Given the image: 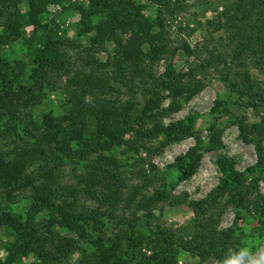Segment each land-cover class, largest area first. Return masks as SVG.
<instances>
[{"label": "rangeland", "instance_id": "rangeland-1", "mask_svg": "<svg viewBox=\"0 0 264 264\" xmlns=\"http://www.w3.org/2000/svg\"><path fill=\"white\" fill-rule=\"evenodd\" d=\"M129 1L132 2L129 5L131 12L139 11L148 17L153 31L157 33L159 28L154 23L155 0ZM180 1L182 2L180 10L166 16L164 38L167 46L154 61L153 70L156 75H161L169 67L175 72H183L190 64H198L211 58L207 50H211L215 44L222 46L228 37L223 29L205 22L206 19L214 17L215 11L210 8L203 9V0ZM1 3L2 0L0 5ZM16 10L18 15H0V34L11 33L12 28H17L20 33L17 37L12 36L13 39L8 43L0 45V58L9 64L13 71L10 79L4 82L0 80V103L14 101L12 97L15 95L20 98L18 114H13L0 106V150L6 144L10 149L9 152L0 153V213L9 212L23 218L29 216L34 223L41 222L46 219V209L41 206L30 209L36 187L40 185L55 187L61 183L77 186L76 174L80 173L78 169L74 171L71 166L61 163L53 167L46 166L45 169L39 168L40 157L34 151L36 136L44 137V134L50 135L58 130L57 134H62L61 142L64 145L68 143L74 148L82 147L84 154L90 157L114 156L119 162L128 164L127 170L130 174L132 170H140L141 173L148 172L149 176H153L154 181L145 193L153 194L155 188L163 189L166 193L164 198L158 200L150 209L153 224L158 223L168 228H178L187 234L192 233L194 214L190 207L191 203L204 198L216 186L227 184L228 190L222 198V207L213 214L215 227L219 230L235 224L238 229L239 245L248 246L253 250L264 246V225L260 222L264 221V170L263 175L259 176L261 173L255 168L258 163L257 149L260 148L264 152V108L256 111L233 103L237 99L236 94L217 76L222 65L209 66V70L215 72L198 78L202 87L190 96L187 92L174 94L169 88H160L157 94L158 105L151 109L145 107V101L139 94L111 96L121 104L125 101L134 102L133 108L128 110L125 116L133 127L152 129L151 133H154L158 128L163 131L170 123L191 119L193 121L191 135L170 139L164 132H158L156 135L150 133L146 139L152 148L149 154L144 150L139 155L131 154L123 145L107 146L100 142L101 144L93 146L97 120L90 113L81 114L74 125V119L68 118L72 104L68 102V90L65 88L68 78L77 77L76 69L87 74L88 67L81 66V62L74 58L75 49L68 48L66 56L70 63L69 70L52 69L46 65L47 57L40 50L47 35L51 33L67 37L73 47L90 46L91 37L95 34L92 27L99 22L107 23L106 13H89L88 0H62L48 3L34 24L28 18L27 0H20ZM88 26L91 29L87 28ZM124 37L131 38L132 32H128ZM142 48L146 49L147 45L144 44ZM226 49L228 50L227 47ZM111 50L112 44L106 42L96 56L104 59ZM238 59L246 63L244 68L253 79L259 80V86L264 93V75L260 68L253 64L249 56L243 59L242 55L241 58H235V61ZM232 60L234 58L228 56L227 61L231 63ZM228 65L233 69H240L236 65ZM89 99L94 98L85 97V101L88 102ZM225 102L230 104L226 108H221ZM24 117L31 123L29 128L24 122ZM240 123L245 125L259 123L261 128L256 133L248 132L245 134L246 138H243L239 130ZM198 140L201 143L199 164L189 177L181 179L180 172L175 166L176 159ZM23 142L26 144L25 147L15 149ZM82 143L89 145L84 146ZM226 166L245 174L243 185L238 190L244 196L242 200L236 196V192H232L233 186L227 178ZM17 175L22 176L20 179L25 181L30 177L31 184H27L28 182L25 185L20 184ZM15 176L19 181L12 180ZM138 180V176L132 174L128 182ZM80 197V208L104 205L83 194H80ZM134 212L141 216L144 210L132 205L130 213L127 211L124 214L130 225L135 223V227L127 234L132 231L137 235L147 233L150 229L148 223L143 219L134 221ZM98 221L100 233H104L109 240L121 236L122 230L126 227L124 224L126 220L122 221L115 217L102 216ZM56 228L64 236L74 237L78 242V247L68 252L57 264H88L84 262L85 255H91L94 251L88 236L84 234L80 236V230ZM98 231V229L96 232L91 231L90 234H93L92 232L96 234ZM13 239L12 229L0 222V264H41L32 253L8 260L7 248L13 243ZM82 249L86 250V254L82 253ZM142 251L146 255L150 253L147 248ZM127 252L128 248L123 247L117 255L125 257ZM116 263L121 264L122 261L116 258ZM93 264L96 263L93 261ZM129 264L139 263L134 260ZM176 264H220V259L210 257L202 261L198 256L181 249L176 253Z\"/></svg>", "mask_w": 264, "mask_h": 264}, {"label": "trees", "instance_id": "trees-1", "mask_svg": "<svg viewBox=\"0 0 264 264\" xmlns=\"http://www.w3.org/2000/svg\"><path fill=\"white\" fill-rule=\"evenodd\" d=\"M19 1L2 0L0 15H18L16 9ZM27 1L28 18L35 24L48 3L62 0ZM88 1L89 13H106L108 17L107 23L99 22L92 27L95 34L91 37L90 46L73 47L67 37L51 33L47 35L40 51L47 57L46 65L52 69L69 70L70 63L66 56L68 48L75 49L74 58L81 62V66L88 67L87 74L76 69L77 77L68 78L65 88L68 90V102L72 104L68 118L74 119V125L81 114L90 113L97 120L93 146L101 143L107 146L123 145L131 154L139 155L143 150L149 154L152 148L146 139L152 129L133 127L125 116L127 111L133 108L134 102L125 101L121 104L111 96L139 94L145 101V107L151 109L158 105L157 94L160 88H169L174 94L187 92L189 96L200 90L202 83L198 78L215 72L209 70V66L213 64L222 65L217 76L236 94L237 99L233 103L256 111L264 108V93L259 86V80L250 76L248 70L244 68L246 63L242 59L235 61V58H241L242 55L243 59L249 56L264 75V0H233L231 3L227 2L228 0H203V9L210 8L215 11L214 17L206 19L205 22L226 31L228 34L226 43H222V46L215 44L214 49L207 50L211 58L202 60L198 64H190L186 71L175 72L169 67L161 75L154 74L153 64L167 46L164 38L166 16L171 15L175 10H180L182 2L155 0L154 23L159 28L156 33L148 17L139 11L131 12L129 5L132 2L129 0ZM87 28L91 29L90 26ZM10 31L13 35L10 32L6 35L0 34V45L8 43L13 39L12 36L17 37L20 34L17 28H12ZM128 32H132V37L126 39L124 36ZM106 42L112 44V50L104 59H100L96 53L104 48ZM144 44L147 45L146 49L142 48ZM228 56L234 58L231 63L227 61ZM228 64L236 65L240 69H233ZM12 72L9 64L0 58V80L4 82L10 79ZM87 96L94 99H89L87 102L85 101ZM12 100L14 101L2 102L0 106L13 114H18L20 98L15 95ZM229 104L230 102H225L221 108H226ZM24 118L29 128L31 123H28L29 119ZM192 125L193 121L188 119L170 123L163 131L158 128L151 134L164 132L167 138L177 139L179 136L191 135ZM260 128L259 123L251 125L240 123L239 126L243 138H246L245 134L248 132L256 133ZM73 130L76 133V129ZM57 131L50 135L44 134V137L36 136L34 151L40 157L39 168L45 169L46 166L53 167L61 163L71 166L74 171L78 169L80 173L76 174L77 186L61 183L55 187L51 185L36 187L30 209L36 206L46 209V219L41 222L34 223L29 216L23 218L9 212L0 213V222L9 226L14 234L13 243L7 248L8 260L32 253L41 264H57L68 252L78 247V242L74 237L61 234L56 227L80 230V236L82 234L88 236L94 248L91 255H85L84 262L88 264H93V261L96 264H117L116 258L122 261L121 264H129L134 260L139 264H176V253L181 249L198 256L202 261L210 257L221 259L228 247L239 245L237 225L218 230L213 223L214 212L222 207V198L228 190L227 184L216 186L204 198L191 203L190 207L194 214L192 233L187 234L178 228L153 224L150 209L166 194L159 188H155L153 194L145 193L154 181L153 176H149L148 172L132 170L133 176H138L139 180L128 182L132 174L127 170L126 162H119L111 155L90 157L84 154L82 147L74 148L68 143L64 145L61 142L62 134H57ZM200 144L198 140L176 159L175 166L180 172L181 179L189 177L197 168ZM25 145L24 142L19 143L15 149L23 148ZM3 146L0 153L9 152L8 144ZM257 152L258 163L255 168L261 173L259 176H262L264 152L260 148ZM227 167L225 169L227 178L233 186L232 192H236V196L242 200L244 196L238 190L243 185L245 174ZM17 176L12 180L19 179V183L24 185L32 182L30 177L25 181L20 179L22 176H18L19 178ZM80 194L98 200L100 204H104L101 205L103 207L80 208ZM132 205L144 210L141 216H137L134 212V221L143 219L148 223L150 229L145 234L137 235L134 231L127 234L135 227V223L130 225L127 216L124 215L127 211L130 213ZM102 216L126 220L122 235L109 240L104 233H100L98 220ZM260 222L264 225V221ZM97 229L99 231L96 234L94 232L90 234ZM123 247H127L128 252L125 257H119L117 253ZM144 248L150 251L148 255L142 251ZM82 253L86 254V250L82 249Z\"/></svg>", "mask_w": 264, "mask_h": 264}, {"label": "clouds", "instance_id": "clouds-1", "mask_svg": "<svg viewBox=\"0 0 264 264\" xmlns=\"http://www.w3.org/2000/svg\"><path fill=\"white\" fill-rule=\"evenodd\" d=\"M220 264H264V246L251 249L245 245L228 247Z\"/></svg>", "mask_w": 264, "mask_h": 264}]
</instances>
